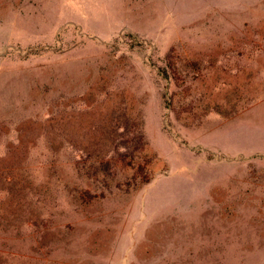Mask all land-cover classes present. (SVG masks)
Listing matches in <instances>:
<instances>
[{
    "label": "rangeland",
    "instance_id": "rangeland-1",
    "mask_svg": "<svg viewBox=\"0 0 264 264\" xmlns=\"http://www.w3.org/2000/svg\"><path fill=\"white\" fill-rule=\"evenodd\" d=\"M0 264H264V0H0Z\"/></svg>",
    "mask_w": 264,
    "mask_h": 264
}]
</instances>
